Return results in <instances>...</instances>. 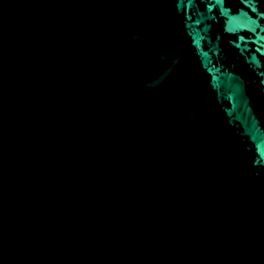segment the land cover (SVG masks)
Returning <instances> with one entry per match:
<instances>
[{"label":"water","instance_id":"obj_1","mask_svg":"<svg viewBox=\"0 0 264 264\" xmlns=\"http://www.w3.org/2000/svg\"><path fill=\"white\" fill-rule=\"evenodd\" d=\"M0 264H264L255 0H0Z\"/></svg>","mask_w":264,"mask_h":264},{"label":"flooded vegetation","instance_id":"obj_2","mask_svg":"<svg viewBox=\"0 0 264 264\" xmlns=\"http://www.w3.org/2000/svg\"><path fill=\"white\" fill-rule=\"evenodd\" d=\"M258 4V8L264 11V0H255Z\"/></svg>","mask_w":264,"mask_h":264}]
</instances>
